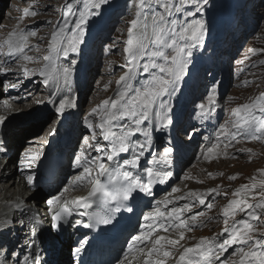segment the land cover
Masks as SVG:
<instances>
[{
  "label": "rangeland",
  "instance_id": "obj_1",
  "mask_svg": "<svg viewBox=\"0 0 264 264\" xmlns=\"http://www.w3.org/2000/svg\"><path fill=\"white\" fill-rule=\"evenodd\" d=\"M111 1L114 2L108 9L103 10L102 7L105 5L103 4L99 9L91 10L94 13L99 12V15H89L87 17L88 22L87 24L83 25L84 36L82 37V43H80L78 46V51H69L68 53L71 58L73 56L74 60L77 59L76 53L82 55L83 51H88L87 49L90 47V45L86 43L85 39L95 36L91 46V52L94 56L93 60L88 62V64H85V60L87 58L81 57L80 59L78 57L79 60L75 63L72 61L67 68V72L72 66L76 68L79 77H74V72H70L69 75L66 73V84L64 83L65 85H63L65 88V95L59 103H64L65 108L63 111H59V108L55 104L52 105L50 102L52 98L55 97V92L46 93L45 88L42 87H46L45 85H47L44 84L46 83L45 80H48L46 77H42L36 82L39 84L38 88L27 89L26 87H22L20 95L19 93L14 95L16 98H18V101L23 100L27 102L26 106H10L7 103L10 97L8 92H12L15 90L16 86L23 82L21 81L23 77H20L21 75L19 74L24 70V65L25 63H28V60L23 59L21 66L20 64L17 65L18 68L20 66L19 72L16 69L13 70L11 67L15 65L17 59H21V55L25 52H27L31 57L32 55H35L34 53L44 52V46H46L45 50H47V48L50 47L49 43L51 39H48L49 41L47 40L46 33H52L56 31L59 26H63L66 19L69 21V26L66 29L67 33L71 35L73 32L77 31L75 28V23L79 19L80 12L85 10L84 5L88 2V0H78V2L77 0H0V58L2 59V62L0 63V106L4 105V108L2 109L3 112H0V118H3L4 120L3 124H0V134H2L3 131L1 127L7 128L8 124L14 125L17 122L22 121L23 117L34 114V111L32 112L29 110L31 106L35 108V106L44 103L41 110L39 109V111H42L44 108H51L46 113L49 117H44L48 120L45 124H49L51 123V119L53 120L49 113L56 114L59 120L56 122L57 124L55 123L56 125L54 127H46L45 124H43L40 129H44L46 127V131L50 128L51 133H53L55 130H58L63 126V122L72 118L78 119V124L82 122L84 130L81 132L79 137L82 135L86 136H84L80 141H78L77 144H75V155L81 151L84 144V139L86 140L87 136H93L92 144L95 143L97 136L102 137V130L100 129L98 131H94L93 127L95 125H99L102 122L101 116L103 114V101L110 98H115L118 91L120 90L118 81H120V78L128 72V68L131 67L128 55L124 49L126 47V41L129 38L128 29L131 27V21L136 18V12L138 11L137 5L139 4V0L127 2L124 4L125 10H121L119 12V8L111 10L112 7L118 3V0ZM68 3L73 4L71 15L68 14V9L66 7ZM127 4H130V7L126 11ZM242 4L246 6L241 11L240 5ZM154 7L157 6L154 4ZM201 8L209 10V3L203 4ZM25 9L29 10L30 13L34 12L36 14H29L25 16ZM157 10L159 9L157 8ZM228 12L232 14L230 19L227 15ZM196 14L200 15V13ZM226 25L232 26V29L234 31L237 30V32L227 37L228 39L224 43L225 39L223 38L227 33L225 32L224 26ZM218 28L221 29V34L216 37L215 33L216 29ZM216 29L213 31V34L205 31V34L202 37V42L196 45V47L190 49L191 52H194L195 54H200L204 52L205 49H208L211 52L209 54V59L205 60L204 62L205 68H202L201 70L202 73L200 75V79L203 80L196 89L197 91L193 101L195 102L199 100L200 96L204 93L201 97L203 99L198 105L205 106L209 102L210 98L211 101L213 100V102L217 101L216 105L217 108H219L220 117L218 119V123L215 125L216 130L212 129L211 133L207 134L202 132L198 138L192 141H190L192 135L188 134V126L192 125V116H186V119H183V122L179 126L181 129H177L176 131V138L178 139L179 143L181 145L187 143V148L182 146V149L185 152L182 157L185 155L189 156L191 147H194V149H192L193 151H191L194 153L196 152L198 157L189 159L186 162L185 170L183 172L181 169L179 170V173L177 174L179 177L175 179L172 188L178 184H183L182 186L189 190L193 187H198L200 188L199 191L201 195L199 198L188 195V201L185 202H183L185 198L184 195L188 192L177 193L173 192V189L171 188L169 190L166 188V195H176L175 199L182 201L183 205H188L191 208L190 212L193 211L194 213H199L200 211H204L205 214L202 215L200 219H198L196 224L191 222L189 226L191 231L187 233V236L190 239L180 242L179 248L170 250L173 252L175 259L183 252L184 248L194 247L202 238H207L209 240L215 238L217 243L223 242L226 239H230L231 231L225 233L223 231L224 228L228 227L231 230L233 226L242 227V224L239 222L243 220H248L250 223L256 226L253 232L254 240L264 239V236L261 235L264 233V211L259 209L256 210V214L260 217L259 221L252 220L251 217L246 214V212H238L234 219L226 218L222 214L224 207L229 203L230 200L235 198L233 193L240 189L242 185L257 182L256 191L249 193L247 198L249 202L253 204L259 202L260 200V186L258 182L264 179V172H261V170L264 169V139L254 140L248 135H242L238 133L239 138L243 137L242 140L235 138L233 135H229L228 132L232 128L231 125L235 119L233 116L234 110L238 106L250 103L256 97L264 94V0H225L221 7V23ZM13 32H22L27 35L28 38L27 44L24 47V52L14 53L10 56L8 55V46L4 45L3 41ZM32 32H34L35 35H29V33ZM214 38L218 39L217 43L214 42L217 40ZM43 41L45 42L44 44H42ZM178 42L180 44L193 43L190 40ZM66 43L67 42H65V46ZM219 56L220 59L215 61V59ZM186 58L187 57H185V59ZM80 61L84 63L82 67ZM144 62L147 61H141L140 63L142 64ZM157 62L163 63L162 60H157ZM44 68L45 66L41 69V71ZM152 71L156 72L158 70L153 69ZM216 72L222 73L221 78L224 76L221 82L216 80ZM139 73L141 74L140 79H138ZM15 74L18 75L17 77L13 78L12 75ZM33 77L34 76H31V78L28 77L27 80H29V78L32 80ZM149 78V74L144 73L141 69L136 73V79L132 81L133 89L140 88L142 83ZM12 80L14 82L16 81L14 86L10 85ZM40 82L44 83L41 84ZM176 83L180 82L177 81ZM25 88L27 90H25ZM206 90L210 91L207 95L205 94ZM27 92H29L31 96H28ZM38 93L40 94L39 96ZM133 94H135V92L131 91L129 96ZM39 98H43V100L41 101ZM83 99L84 101L82 102ZM157 102H161V104L164 105V100H162L161 97L158 98L156 103ZM193 105L194 103L191 104V109L196 107V105L194 107ZM98 108L99 110L97 112H93L94 109ZM163 108L166 110L168 108V104L165 103ZM196 109V111H198V107ZM66 113L69 115L67 120L62 121V118ZM92 113H96V115H94L91 119ZM83 114L86 115L82 116ZM255 115L258 120H264V113L259 112V110L255 111ZM40 116L42 117L43 113L40 112ZM183 117V114L180 113L179 118L182 119ZM70 122L71 120L68 121V125ZM90 124L92 127H89ZM49 126H51V124ZM133 127H135V125H133ZM144 129L149 130L148 125ZM146 130H141L140 133L144 134ZM151 131L154 132L153 129H151ZM28 132L29 129L26 130L25 133ZM35 133L33 135H35ZM28 137L32 138V135H28ZM153 137L154 138L150 136L148 139H146L149 142V146L145 147L143 152L156 150L157 146L162 150V152H165L169 145H158L155 141L156 138L154 135ZM208 140H212L211 145H209L208 148L211 147L218 150L220 149V153H218L216 156L209 157L208 152L203 153L205 150H207L204 146ZM107 144L110 146V141L107 142ZM23 145L27 146L28 143L26 144V142H24ZM10 152L12 153V156H7V161L15 158L16 152L14 146L10 148ZM93 155L94 158L90 156L85 157H87L89 161H92L95 159V157L101 156L102 153H93ZM184 160L186 161L187 157H185ZM17 161L18 160H16V162ZM21 161L22 163L20 162L18 164V169L20 172L25 173L28 171H35L34 166L29 167L30 162L28 160L26 165L23 163L22 158ZM31 164H34V162ZM161 164L163 166L165 165L164 163ZM144 165L145 166L143 169H145V171L146 169H151L147 163ZM176 165L177 163L173 166L175 172H177ZM66 168L69 170V173L70 170H73L71 163H68ZM6 171L7 173L4 183L12 179V177L9 175L11 171ZM82 175H84V173ZM233 176L237 178L231 179ZM253 178H255V181ZM150 179H152V177L148 178V180ZM167 180L170 182L171 177L165 179L164 182ZM188 181H192L193 183H188ZM68 183L69 181L62 183L60 193L66 192L65 189L68 188ZM82 188L83 190L87 189L86 187ZM213 189H216L217 191L213 192ZM3 191V193H5L6 189ZM13 192L15 191H12L10 196L13 195ZM225 193L227 195H225ZM180 197L184 198L180 199ZM12 198H14V196H12ZM201 198L204 199L203 204L199 202ZM40 199V203L42 204L40 208L42 207L43 209H48L44 206V195ZM23 202L24 200L22 203ZM208 204L212 205L210 209L207 207ZM34 205H36V202L30 201V204H25V210L23 207L19 208L20 211H18L17 207H7L4 204L0 205V222H4L2 223L3 229H11L13 223L15 224L17 221H19L17 225H19L20 222L21 224H24L25 221L30 222L29 220H32L38 211L33 209ZM160 205L165 210L171 209L168 208V205L167 207H165V205L162 203ZM22 211L25 212V214L23 213L22 215ZM190 212L187 211L186 213ZM16 214L20 215V218L17 220L14 219ZM143 218L144 217L142 216V219ZM47 219L48 218L43 216V220H41V222L46 223ZM225 219H228L227 225L224 223ZM7 221L8 223L5 225V222ZM178 223L180 222H175L173 224ZM145 225H149L148 222H146ZM13 227L15 229L23 230L21 225L18 226L20 228H17L16 225ZM24 228L26 229V227ZM5 232V230L2 231L1 235H3ZM159 232L163 231L159 230L155 232L153 239L156 238ZM254 240L250 241L249 244H236L227 247V251H222L218 254L219 260L221 261L220 264H239V249L244 248L245 251H248L249 248H255ZM18 244L20 243L18 242ZM141 244L142 245L139 247L146 249L144 250L146 252L148 250L147 244H145V242ZM166 249L169 250L167 247ZM218 250L219 249H216V251ZM69 258L70 257L67 259L70 260ZM139 258L140 260L142 259V261L145 259L143 256ZM175 259L167 258L166 264H173ZM129 260H131L132 264L137 263L135 255H132ZM71 262L72 260L69 261L68 264H72ZM213 264L217 263L213 262Z\"/></svg>",
  "mask_w": 264,
  "mask_h": 264
},
{
  "label": "snow or ice",
  "instance_id": "obj_2",
  "mask_svg": "<svg viewBox=\"0 0 264 264\" xmlns=\"http://www.w3.org/2000/svg\"><path fill=\"white\" fill-rule=\"evenodd\" d=\"M186 2L187 0H181L177 4L175 0H139L136 18L131 21V27L128 29L129 38L126 41L124 49L128 55L131 67L128 68V72L118 81L120 90L115 98L104 100L102 103L103 114L99 128L102 130L103 140L110 141L111 152H107L103 146H96L94 150L97 153H102L101 156L96 157L92 161L84 157V175L76 177V182L82 184L86 181L88 185H91L90 191L87 196H79L72 201L65 200L63 203L60 202L59 196L49 200V204L58 206V210L53 215L54 221L59 222L70 215L71 210L68 206L70 203L77 207H90V198L96 197L98 194L102 197L104 204H108L110 201L115 202L116 207L111 209L110 212H118L121 208H126L128 212H131L133 209L127 206L126 202L132 198V194L137 190L146 192L148 195L152 194L150 184L154 181L145 184L129 170L139 167L140 158L144 154L143 149L146 147L145 144H134L131 138L141 131L140 125L148 121L150 110L158 98L169 94L170 87L174 90L175 83L180 80L185 72L187 66L185 57H191L192 52L190 49L202 42V37L205 34V24L203 21L186 24L177 30V19L173 18V14L174 12H182L184 3ZM193 2L200 3L201 0H193ZM207 2L208 0H202L203 4H207ZM106 3H108V0H88L84 5L85 10L80 12L79 19L75 23L77 31L71 35L67 33L66 29L69 26V21L66 19L63 26H59L52 33L51 52L50 55L44 57L46 61H49V64L45 65L40 75L45 77L50 75L51 66L55 58L61 53L67 56L69 51H78V46L82 43V37L84 36L83 25L88 22L87 17L89 15H99L98 12L94 13L91 10L99 9ZM154 4L157 7L154 8ZM66 7L68 14L71 15L73 4L68 3ZM196 11H201V8L197 7ZM29 14L35 15L36 13H30L29 10L25 9L24 15L27 16ZM187 15L192 16L194 13L189 11ZM29 35H35V33L32 32ZM27 38V35L22 32L11 33L3 41V44L8 46V55L23 53L24 47L27 44ZM189 40L193 43L180 44L178 42ZM65 42H67L66 46ZM24 59L32 60V57L25 55ZM145 60L147 62L140 63ZM157 60H162L163 63H158ZM141 69L144 73H148L150 78L145 80L140 88L133 89L132 81L136 79V73ZM153 69L158 71L153 72ZM25 71L27 72L28 70L25 69ZM45 82L47 83V80ZM131 91H134L135 94L129 96ZM160 107L163 108L164 105L161 104ZM200 107L203 109L205 106L200 105ZM64 108L65 104L61 103L58 110L63 111ZM98 110L99 108L94 109L93 112H97ZM256 110L264 113V94L256 97L250 103L238 106L234 110L233 116L235 119L233 127L238 133L248 135L251 139L259 140L264 139V120L256 118ZM125 118H130L135 127L118 123ZM165 120L166 117L162 116L161 122L164 123ZM3 122V118H0V124H3ZM168 122L170 123V121ZM89 127H92V125L90 124ZM145 135H147L146 132ZM133 145L138 150V154L133 153L131 158L124 159L123 161L115 160L118 153H128ZM89 147L92 146L89 145ZM171 152L172 149L168 148L161 157L165 165L171 163L169 158ZM30 158L32 161H37L40 159V154H32ZM105 158L108 162H113L112 166H109L105 162ZM75 163L77 166H81L79 159ZM93 171H95V176H93ZM261 172H264V169ZM148 175L149 177L159 179V182L163 183L165 179L171 177L172 173L170 171L153 172L151 169H148ZM102 177L106 178V180L102 181ZM236 178L235 176L231 177V179ZM27 180L29 184H32L34 177L29 175ZM253 180L255 181V178ZM258 183L260 186L259 202L253 204L247 198L249 193L256 191L257 182L242 185L240 189L233 193L235 198L230 200L224 207L223 216L234 219L238 212H246L252 220L259 221L260 217L256 214V210L264 211V179ZM178 191L179 189H173V192ZM212 191L215 192L217 190L213 189ZM189 195L200 197V194L195 192L189 193ZM225 195L227 194L225 193ZM183 198L180 197V199ZM199 202L203 204L204 199L201 198ZM158 203H162L167 207L173 201L169 199ZM207 207L210 209L212 205L208 204ZM186 210L190 212L191 208L188 205H185L183 208L174 207L171 211H161L157 208L155 212L145 216V220H152L153 222L157 220L164 221V223L180 221V223L175 224V227L181 230L178 233L179 239H171L165 236H156L153 239L154 233L159 231L160 228H164V224L161 223L155 228L150 224L146 226L147 231L133 237V244L129 246L130 251L137 244L151 241V247L146 252L142 248H135L141 256L145 257L142 264H166L165 258L175 259L173 252L167 250L165 246L169 245L175 249L180 240L185 238V233L182 229H189V225L187 222L181 220V216ZM97 215L99 216V223L107 224L111 222V215ZM190 219L196 222L198 217L197 215H193ZM224 223L227 225L228 219H225ZM239 223L242 224V227L233 226L231 230L228 227L224 228L223 231L225 233L231 231L230 239L217 243L215 238L212 240L202 238L194 247L184 248L176 264H213L214 258H219L216 249L227 251V247L232 245L249 244L250 241L254 240L253 232L256 226L248 220H243ZM164 230L167 231L168 229L164 228ZM261 235L264 236V233ZM254 244L255 248H249L248 251H245L244 248L239 249V264H264V250H260L264 249V239H255ZM80 250L79 248L76 249L77 252ZM154 256L156 257L155 259L153 258Z\"/></svg>",
  "mask_w": 264,
  "mask_h": 264
},
{
  "label": "bare ground",
  "instance_id": "obj_3",
  "mask_svg": "<svg viewBox=\"0 0 264 264\" xmlns=\"http://www.w3.org/2000/svg\"><path fill=\"white\" fill-rule=\"evenodd\" d=\"M260 2V1H259ZM14 14V13H12ZM8 23V22H7ZM57 30V29H56ZM53 33V32H52ZM52 33L48 32L46 33V37L47 40L51 39L50 37L52 36ZM95 39V36L92 38H86V43L90 45L89 49H87L88 51H83V54L80 55L79 53H76L77 59L74 60L73 56L71 58V56L67 55H63V53H61L58 57L55 58L54 63L51 66L50 69V75L46 78H48L47 83L44 82H40L41 84H47L45 85L46 87L42 86L43 88H45L46 93L47 92H55V97L52 98V100L50 101L53 104H55L58 108L60 106V100L63 98L64 91L65 88L63 85L66 84V73L69 75L70 72H74V77H79V74H77V70L76 68H74L72 65V67L67 71V68L69 66V64L74 61L77 62L79 60V58L81 59V57H86L87 59L85 60V64H88V62L92 61L94 56L92 55L91 49H92V44L93 41ZM49 41V40H48ZM45 42L43 41L42 44H44ZM38 44V43H37ZM41 44V45H42ZM48 44V43H47ZM51 44V41L50 43ZM32 46V45H31ZM44 48V52H39V53H34L35 55H32V60H28V63H25L24 65V70L22 72H20L19 75H21L20 77H23V79L21 81H23L22 83H20L18 86L15 87V90H13L12 92H8V94L10 95L7 103L12 106V107H16V106H26L27 102L25 101H18V98H16V96H14L15 94L19 93L22 91V87H26L28 88H38L39 84H37L36 82L39 81L42 77L45 78V76L40 75V71L41 69L45 66L49 64V61H46L44 59L45 56L50 55L51 49L50 47L47 48V50H45L46 46L43 47ZM211 52L208 49H205L204 52L198 54V53H192L191 57H187V66L185 69L184 74L182 75V77L180 78L179 82L180 83H175L174 86V90L172 87L169 88V94H165L164 96H162V100H164V105L165 103L168 104V108L165 110L164 108H161V102H157L154 106L153 109L150 110L149 113V119L148 121H145L144 124L140 125L141 130H146L144 129L147 125L149 127V130H146L147 135L144 134H140L139 132L131 138V140L134 142V144L137 143H144L146 145V147L149 146V142L146 140L148 139L150 136L152 138L153 135L155 136V141L157 142V144H168L169 146L167 148H171L172 152L170 154V160L171 163L168 165H162L161 163V157L163 156L164 152H162V150L157 146L156 150H152L150 152H145L143 154V156H141L140 161H143L145 163L148 164L149 167H151V170L153 172H162V171H168L171 170L170 172L172 173L171 175V181L169 182V180H167L166 182L163 183H159L157 184L156 180L154 179L151 184L150 187L152 189V192L157 189V190H161V193L159 194V196L157 197L155 195V197H157L156 200H154V197L152 199V201H149L148 197L149 195L146 192H140L139 191V195L142 199H145L147 202V206L140 208V211L144 217L143 219V223L145 224L146 222H148V224L153 225V227H157L159 224L163 223L164 224V228H167L168 230L165 231L164 228H160L159 230H162L163 232H159L157 234V236H165L171 239H179L178 233L181 229H177L175 227V224H173V222L169 221L167 223H164V221L161 220H157L156 222H153L152 220H145V216H147L149 213H153L155 212V210L157 208H159L161 211H171L172 208L174 207H179V208H183L185 205H183V202L188 201V195L189 193L195 192L201 195L198 187H193L192 189H185L184 186H182L183 184H178L176 186L173 187L175 179L179 176H177V174L179 173V170L181 169V171L183 172L185 170V166H186V162L191 159V158H196L198 157V154L195 152H192L194 149V147L190 148V152H189V156L185 155L184 157H182V155L185 153L184 150L182 149L183 147L187 148L186 145L187 143H184V145H181L178 141V139L176 138V131L177 129H181L179 126L181 125V123L183 122V119H186V116L188 117L190 115V117L192 116V120L191 123L192 125L188 126V134L192 135V137L190 138V141L198 138L202 132L204 133H211L212 129H215V125L218 123V119L220 117V111L219 108H217V101L213 100L211 101V99L209 100V102L205 105V107L202 109L198 104L199 102H201V100L203 98L202 94L200 96V99L197 101H193V98L196 95V89L199 86V84H201V81L203 79H200V75L202 73V68H205L204 66V62L205 60L209 59V54ZM27 55L29 56V54L27 52L23 53L21 56V59H17V61L15 62V65H13L11 68L13 70H17L18 72L20 71L19 68L21 66V63L24 59V56ZM96 55V54H95ZM79 57V58H78ZM217 59H220V56L218 58L215 59V61ZM2 62V59L0 58V63ZM19 68L17 67V65H19ZM81 67L83 66V62L80 61ZM78 66V64H77ZM25 69H27L28 71L26 72ZM39 70V71H38ZM5 71H6V66H5ZM15 72V71H14ZM139 72V71H138ZM217 76L218 81H222L223 77L221 78V74L220 72H216L215 73ZM18 74L12 75L13 78L17 77ZM67 75V77H68ZM31 76H34L33 79L31 80ZM29 78V80H27V78ZM141 74H138V79H140ZM220 79V80H219ZM16 82V81H15ZM15 82L12 80L10 82L11 86L15 85ZM65 83V84H64ZM40 84V85H41ZM221 84V83H220ZM219 84V85H220ZM73 86V85H72ZM5 87V86H4ZM25 88V90H27ZM33 91V90H31ZM210 91L206 90L205 94L207 95ZM28 96L31 94L29 92H27ZM40 94L38 93V96ZM134 95V94H133ZM47 96V95H46ZM8 97V96H7ZM23 97V96H22ZM51 98V97H50ZM25 100V98H24ZM39 100H43V98H39ZM18 101V102H17ZM75 101V100H74ZM84 101V99L82 100V102ZM16 102V103H15ZM194 103L193 107L196 105V107L194 109H191L190 106L191 104ZM43 104H40L38 106H35V108H33V106L30 107V111H34V114L32 115H27L25 117L22 118V121L17 122L14 125H10L8 124V127H1L3 129L2 133L5 137L6 140V150L8 152H10V148H12L13 146L15 147V158L7 161L8 157H4L3 158V154L0 153V205L4 204L5 206L9 207H17L18 211L19 208H23L25 210V204H30V201L36 202L43 196V193L45 192V190H47L46 188L48 186L46 185H41V184H37L36 187H31V184L28 183L27 177L29 175H32L34 178H37L38 176V170L33 171H28L25 173H22L19 171L18 169V164L21 161V158L23 160V163H27V160L30 162L29 163V167L31 166H36L37 161H32L31 160V155L35 154V153H39L41 154V149L45 147V145H48L49 141L47 142V137L49 136V134L51 133V129L49 128V130L45 131L46 127H54L58 122L59 118L57 117L56 114L54 113H49V115H51V118H53V120L51 119V123H47L45 124L48 120L47 118L49 116H47V112L51 109V108H44L42 109V111H39V109L41 110ZM8 106V105H7ZM6 107V106H5ZM198 107V111H196ZM3 106H0V112H3ZM54 108V107H53ZM85 108V107H84ZM190 108V109H189ZM78 109V108H77ZM156 109V110H154ZM56 110V108H55ZM257 111V110H256ZM40 112L43 113V116H40ZM45 113V114H44ZM65 113V112H64ZM180 113L183 114V118L180 119L179 115ZM5 114V112H4ZM46 115V116H45ZM75 115V114H74ZM86 115V114H85ZM84 114L82 116H85ZM96 115V113H92V117ZM39 116V117H38ZM166 117V120L164 121V123L161 122V117ZM35 117V118H34ZM47 117V118H44ZM61 118V117H60ZM35 119V121H34ZM78 119L76 118H72L71 122L68 125V122H66L63 125L62 130L60 131H55V134H57L58 132H62L63 135L65 136V141H66V147L65 149L68 150V152L70 153L68 155V161L63 163L62 165H60L59 170L61 172L60 176L57 178L56 182L54 183L53 188L55 189L56 193L53 195V197L59 196L60 200L62 199H69V196L71 194H74L75 192H80V191H88L89 186L90 185H86L87 182H83L82 184H78L76 181V177L79 175H82L83 172V166L85 165V160L84 157L85 156H90L93 157V153H97L94 150V147H96V145H100V146H104V148H108L109 146H107V142L109 141H104L103 140V136H97L95 143L92 144L93 142V136H87V139H84V144L83 147L81 149V151L78 153V158L81 161V165L82 167L80 168V170L77 169H73L67 170V166L68 163H73V155H74V149L76 147L75 144L78 143V141H80L84 136L86 135H82L81 137H79V135L81 134V132H83L84 127L82 126V122H80L78 124L77 122ZM170 121V123L168 122ZM56 123V124H55ZM119 124L122 125H128L130 127H133L134 124H132V121L130 118H125L121 121L118 122ZM43 124H45V128L44 129H40L41 126H43ZM51 124V126H49ZM39 125V126H37ZM231 129L229 130L228 134L229 135H233L235 136V138H239L238 136V132L237 130L233 127V124L231 125ZM173 131H172V129ZM29 129L28 133H25L26 130ZM151 129L154 130V132L151 131ZM94 131H98L100 130L99 125H95L93 127ZM45 131V132H44ZM37 132V133H35ZM35 133V135H33ZM28 135H32V138H29ZM166 135V136H165ZM259 135V134H257ZM188 136V135H187ZM28 138V139H27ZM181 138V136H180ZM201 138V137H200ZM243 140V137L239 138ZM262 140V139H259ZM212 141V140H211ZM211 141L208 140L207 143L205 144V150L203 153L208 152V156L209 157H213L216 156L219 152L218 149L216 148H208L209 145H211ZM26 142V144L28 143L27 146H24L23 143ZM189 143V142H188ZM89 145H91L92 147H89ZM183 146V147H182ZM192 150V151H191ZM224 150V149H223ZM71 151V152H70ZM108 152V151H107ZM110 152V151H109ZM223 152V151H222ZM133 153H137L138 154V150L134 147L130 149V151L128 153H123L125 156L130 157ZM98 157V156H97ZM185 157H187V160L185 161ZM94 158V157H93ZM96 158V157H95ZM206 159V158H204ZM16 160H18L16 162ZM106 160V158H105ZM14 162V165H13ZM35 162V164H31ZM107 162V160L105 161ZM177 163V172H175L174 169V164ZM88 166H92V165H88ZM9 170L10 172V176L12 177V179L6 183H4L5 179H6V173ZM131 170V169H130ZM144 171L142 172L143 177H147L148 175V170L143 169ZM78 173L75 174V173ZM94 172V171H93ZM67 174H69V177L67 176ZM95 176V173L94 175ZM170 178V177H168ZM190 178V177H189ZM65 181H69V185L67 188L66 192L60 193L61 190V186L62 183H65ZM192 181H188V183ZM76 183V184H75ZM17 184V187H16ZM75 184V185H73ZM74 186V187H73ZM86 187V190H83L82 187ZM164 188H167L168 190L171 189H179V191L177 193H185V198L182 201H178L176 198V195H166V191L164 190ZM196 188V189H195ZM4 189H6V192L3 193ZM189 190V191H188ZM13 192V195L10 196L11 192ZM38 192H40L38 194ZM158 192V191H157ZM176 193V194H177ZM38 194V195H37ZM62 194V195H61ZM156 194V193H155ZM152 195V194H151ZM12 196H14V198H12ZM21 196V197H19ZM50 196H47V198H49ZM21 198V199H20ZM138 198L136 191L132 194V198L131 199H136ZM199 198V197H196ZM172 200L173 203L168 204V208H171L169 210H165L162 208V206L160 205L161 203H158L160 201H164V200ZM24 200V202L22 203V201ZM46 201V200H44ZM21 203V204H20ZM1 207V206H0ZM54 205L48 204L47 208L48 210L50 209L51 211H53L54 209ZM37 209H39L38 211V216H42L43 218V214L41 212H43L42 208L37 207ZM186 211H184L183 215L181 216V220L185 221L188 223V225L190 226L191 222H193L190 218L193 215H197L198 219H200L202 217V215L205 214L204 211H200L199 213H194L193 211L190 213H186ZM23 213L25 214V212H21V214L23 215ZM29 214V212H28ZM20 218L19 214H16L14 216V219L17 220ZM13 219V220H14ZM41 219V218H40ZM198 219L196 222L193 223H197ZM14 220V221H15ZM19 221H17L15 224L13 223L12 228L11 229H3L2 227V223L4 222H0V232L1 231H7V233L5 235H2V237H0V251L4 250L6 251L5 254H3L2 252L0 253V259L2 257V260L0 261V264H3L6 260L11 259L14 262L18 261L17 258H15V254L20 251V253L23 252V240H21L20 238H24V241H27L30 238V232L28 231L31 226V221L30 222H26L24 224H20L17 225ZM176 222H180V221H176ZM7 222H5L6 225ZM50 226L46 225L44 227L48 228V232H49V238L52 240V242L55 244V252L52 254L51 259L53 260L54 264H68V262L70 260L74 259L72 258L73 255L72 253L74 252V247L72 246V241L67 238V235H65L64 239H61V236L59 233H54L52 230V223L49 221ZM217 224V223H216ZM4 225V224H3ZM8 225V224H7ZM16 225L17 228H20L18 226H22L21 228H23V230L20 229H15L13 226ZM42 225V224H41ZM24 227H27L26 229ZM185 233V238L183 240H180V242L182 241H186L187 239H190L187 236V233H189L191 230L188 229H182ZM141 233H138V236L141 235L143 232L147 231V227L144 226L143 229L141 230ZM21 240V241H19ZM21 243L22 245L18 248L16 243ZM145 244H147V248L151 247V241H146ZM179 245H176L175 248H179ZM140 246V245H139ZM167 248H169V250L173 249L171 246L166 245ZM140 248V247H139ZM143 249V247H141ZM16 249V251H15ZM46 249V248H45ZM146 250V249H144ZM71 251V252H69ZM218 254L221 253V250L217 251ZM135 255V259L137 261L138 264H142V259L140 260L139 257L140 254L137 252L134 254ZM70 257L68 260L67 258ZM131 257H129L130 259ZM154 259L156 258L155 256L153 257ZM126 260L123 262V264H132L131 260ZM167 260V258H165ZM52 262V263H53ZM213 262H216L217 264H220V260L219 258L216 259L214 258Z\"/></svg>",
  "mask_w": 264,
  "mask_h": 264
},
{
  "label": "trees",
  "instance_id": "obj_4",
  "mask_svg": "<svg viewBox=\"0 0 264 264\" xmlns=\"http://www.w3.org/2000/svg\"><path fill=\"white\" fill-rule=\"evenodd\" d=\"M220 0H217V2H219ZM175 2L177 3V4H179L180 2H181V0H175ZM187 2H188V0H187ZM201 2H202V0H201ZM40 192H38V194H39ZM37 194V195H38Z\"/></svg>",
  "mask_w": 264,
  "mask_h": 264
}]
</instances>
